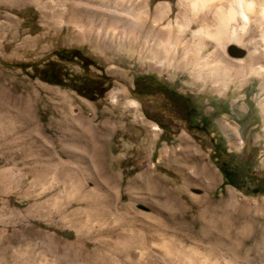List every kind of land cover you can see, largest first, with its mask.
Returning a JSON list of instances; mask_svg holds the SVG:
<instances>
[{
  "label": "rangeland",
  "instance_id": "374dc122",
  "mask_svg": "<svg viewBox=\"0 0 264 264\" xmlns=\"http://www.w3.org/2000/svg\"><path fill=\"white\" fill-rule=\"evenodd\" d=\"M182 1L146 0L150 13L137 27L84 21L100 44L76 39L58 15L63 2L0 0V264H264V65L244 76L221 61L214 74L212 62L196 72L199 47L190 32L174 41L176 28L165 46L172 53L157 54L166 41L155 32ZM159 4L170 11L155 27ZM201 49L202 61L212 47ZM73 51L85 60L64 56ZM223 55L240 62L247 50L230 45ZM59 56L70 73L105 75L110 88L88 98L19 68ZM138 75L191 95L216 133L192 132L160 95L137 98ZM168 118L167 129L154 120ZM218 136L227 154L215 160ZM223 163L248 169L241 189L222 187Z\"/></svg>",
  "mask_w": 264,
  "mask_h": 264
},
{
  "label": "bare ground",
  "instance_id": "6f19581e",
  "mask_svg": "<svg viewBox=\"0 0 264 264\" xmlns=\"http://www.w3.org/2000/svg\"><path fill=\"white\" fill-rule=\"evenodd\" d=\"M58 1L60 3L63 2L67 6V13H58V15L66 16V22L73 26L75 25L77 29L75 34L76 39L83 40L87 37L90 39L93 37L94 41L99 43L105 39L103 37L104 34L100 33L103 35H101L103 37L101 38L98 32L95 35H91V30L84 32L81 30L84 21L91 28L96 20L97 26L99 25L100 28H104L105 30H110L111 27L119 23L137 27L140 23L139 21L144 19V16L149 11L146 0ZM93 4H95L96 9H94ZM97 5L105 9L110 6L118 12H113L114 10L99 11ZM80 11L83 15L80 14ZM169 11L170 8L167 4L157 5L154 10L153 26L157 27L162 21V17ZM171 28L178 29V34H175L173 37L174 41H179L184 38L183 34L185 32H190V46L192 44L198 45L199 48L196 54L193 55L194 62H197L195 67L196 72L202 70L200 63L212 62L213 64L209 68V71L214 74L218 72L220 67L218 64L221 61L224 63L223 68L225 70L234 71L235 76H244L246 73L258 72L259 67L264 65V0L182 1L178 4L176 17L168 22L166 29L159 28V31L155 32L161 37V41H166L164 46L155 50L157 54L168 57V54L172 53L169 47H165L167 43L173 40L172 35H170L171 30L169 31ZM154 30L157 29L155 28ZM206 43L210 44L212 52L209 55H205L203 57L205 59L201 61V48ZM230 45L246 49V57L240 62L225 60L223 50Z\"/></svg>",
  "mask_w": 264,
  "mask_h": 264
},
{
  "label": "trees",
  "instance_id": "16d2710c",
  "mask_svg": "<svg viewBox=\"0 0 264 264\" xmlns=\"http://www.w3.org/2000/svg\"><path fill=\"white\" fill-rule=\"evenodd\" d=\"M64 56H71L79 61L85 60L79 51L64 52ZM65 57L59 56L57 61H48L44 64L32 63L20 65L21 69H31V77L59 87L77 86L78 91L84 97L102 96L109 88L110 84L105 75L99 79L83 78L70 73L62 64ZM91 64V63H90ZM105 86L103 89L101 87ZM132 93L139 99L160 95L165 100L166 111L176 120L185 123V125L194 133H203L209 136L215 134L214 116L204 113L203 108L197 106L193 102L191 95H185L171 89L167 85L161 83L154 75H138L133 80ZM251 94L247 93L249 98ZM224 106V105H222ZM227 114V112H224ZM162 129H167L172 124V119L168 118L164 123L154 119ZM211 144H215L216 152L212 159H219L220 156L226 155L224 140L221 136L210 139ZM219 170L223 176V186H231L237 190L243 187V181L250 178L248 169L241 164L238 167H232L228 163L219 166ZM253 176V175H252ZM262 181V179L260 180Z\"/></svg>",
  "mask_w": 264,
  "mask_h": 264
},
{
  "label": "water",
  "instance_id": "95a60500",
  "mask_svg": "<svg viewBox=\"0 0 264 264\" xmlns=\"http://www.w3.org/2000/svg\"><path fill=\"white\" fill-rule=\"evenodd\" d=\"M228 53H229L230 56H232L234 58H240V57L243 56V53L241 51H237L235 48H230L228 50Z\"/></svg>",
  "mask_w": 264,
  "mask_h": 264
},
{
  "label": "flooded vegetation",
  "instance_id": "af4514ba",
  "mask_svg": "<svg viewBox=\"0 0 264 264\" xmlns=\"http://www.w3.org/2000/svg\"><path fill=\"white\" fill-rule=\"evenodd\" d=\"M254 186H255L254 190H255L256 192L260 190V188H259V184H256V185H254Z\"/></svg>",
  "mask_w": 264,
  "mask_h": 264
}]
</instances>
